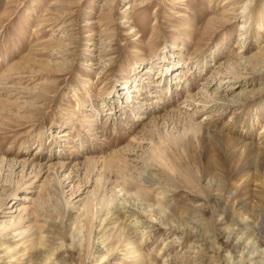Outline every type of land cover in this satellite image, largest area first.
Segmentation results:
<instances>
[{
  "label": "rangeland",
  "instance_id": "374dc122",
  "mask_svg": "<svg viewBox=\"0 0 264 264\" xmlns=\"http://www.w3.org/2000/svg\"><path fill=\"white\" fill-rule=\"evenodd\" d=\"M0 264H264V0H0Z\"/></svg>",
  "mask_w": 264,
  "mask_h": 264
}]
</instances>
